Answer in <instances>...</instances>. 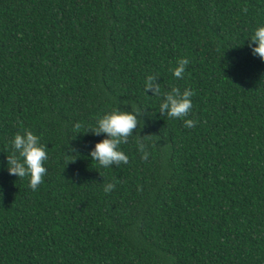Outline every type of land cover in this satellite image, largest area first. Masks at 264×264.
Returning <instances> with one entry per match:
<instances>
[{"label": "trees", "instance_id": "obj_1", "mask_svg": "<svg viewBox=\"0 0 264 264\" xmlns=\"http://www.w3.org/2000/svg\"><path fill=\"white\" fill-rule=\"evenodd\" d=\"M259 24L264 0H0V264H264ZM156 73L194 90L195 127L159 113ZM113 107L140 123L105 169L90 131ZM25 127L48 145L36 190L3 167Z\"/></svg>", "mask_w": 264, "mask_h": 264}, {"label": "clouds", "instance_id": "obj_2", "mask_svg": "<svg viewBox=\"0 0 264 264\" xmlns=\"http://www.w3.org/2000/svg\"><path fill=\"white\" fill-rule=\"evenodd\" d=\"M247 11V9H244ZM248 47L254 56L264 60V24H259L248 37ZM188 57H180L169 71L176 78H182L186 67L189 64ZM144 91L151 96L163 95L159 103V113L170 118L183 119L185 127H195V120L186 118L192 109V97L195 94L191 88L181 90L178 86H171L169 90H161L159 74H148L144 80ZM139 107H132L131 110H123L113 107L111 111L105 112L98 117L91 133L103 134V139L95 143L89 150V157L101 167L107 169L113 165L127 164L129 156L121 148V145L128 142L129 136L134 135L133 130L137 129L139 121ZM79 127V125H77ZM137 139L136 147L140 158L148 161L152 155L150 144L143 139ZM12 152L7 155V163L3 165L9 174L18 178L29 177V187L36 190L42 183L47 173L45 162L48 160V145L41 141V137L32 130L25 127L23 131H17L9 142ZM104 181V179H103ZM102 181V183H103ZM116 188V183L109 181L103 183V191L109 193Z\"/></svg>", "mask_w": 264, "mask_h": 264}]
</instances>
